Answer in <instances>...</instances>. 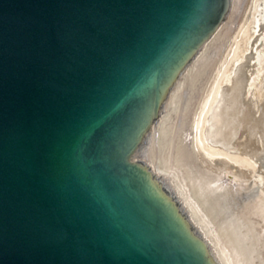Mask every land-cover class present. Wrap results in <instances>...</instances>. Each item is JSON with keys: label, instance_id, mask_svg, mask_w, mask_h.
<instances>
[{"label": "water", "instance_id": "95a60500", "mask_svg": "<svg viewBox=\"0 0 264 264\" xmlns=\"http://www.w3.org/2000/svg\"><path fill=\"white\" fill-rule=\"evenodd\" d=\"M219 0H0V264H208L128 161Z\"/></svg>", "mask_w": 264, "mask_h": 264}, {"label": "bare ground", "instance_id": "6f19581e", "mask_svg": "<svg viewBox=\"0 0 264 264\" xmlns=\"http://www.w3.org/2000/svg\"><path fill=\"white\" fill-rule=\"evenodd\" d=\"M128 161L208 264H264V0H219Z\"/></svg>", "mask_w": 264, "mask_h": 264}]
</instances>
